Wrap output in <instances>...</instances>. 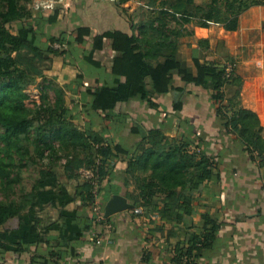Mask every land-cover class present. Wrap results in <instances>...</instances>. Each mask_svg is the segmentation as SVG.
<instances>
[{
	"label": "trees",
	"instance_id": "trees-1",
	"mask_svg": "<svg viewBox=\"0 0 264 264\" xmlns=\"http://www.w3.org/2000/svg\"><path fill=\"white\" fill-rule=\"evenodd\" d=\"M29 1L0 0V191H7L0 200V248L6 250L9 236L22 229L13 242L16 254L33 245L55 243L47 235L53 225L62 224L63 214L52 192L46 190V182L58 178L56 168L60 166V196L79 199L85 206L97 203L96 187L107 175L112 193L119 191L116 179L132 185L126 197L135 208L142 209V217L157 215L171 225V236L180 231L186 235L176 247L173 261L198 264L213 247L219 229L217 218L206 212L195 221L196 198L221 181L216 157L201 145L202 136L187 140L169 136L160 127L134 125L131 132L141 140L132 146L126 138L107 136L106 140L98 131L80 128L68 117L70 106L61 90H57L55 102H39L28 91L30 84L44 76L47 62L54 56L62 55L65 62L75 63L70 46L74 42L85 45L92 33L89 26H79L72 38L55 35L45 40L43 27L57 21L60 9L49 16L35 15ZM139 1L142 3L135 15L139 20L133 22L138 33L115 30L93 38L90 55L108 46L106 55L113 57L112 75L77 74V86L85 87V94L92 98L86 113L108 120L119 104L135 98L158 109L147 87L148 78L159 95L180 93L169 108L178 117L187 113L192 102L197 104L211 96L218 102L221 129L235 135L250 159L264 166V92L258 97L257 110L244 106V79L227 52L219 51L209 61L194 55L196 73L183 67L177 56L180 39L193 34L188 25L207 28L217 23L236 31L241 15L253 6H264V0ZM12 24L21 26L18 34L11 30ZM56 42L61 49L53 46ZM198 43L209 51L208 38ZM175 75L190 87L176 86ZM119 163H126V167H117ZM81 169L93 170L95 176L81 179ZM26 172L29 183H24ZM43 205L47 213L33 215ZM49 214L52 217L47 220ZM110 220L111 216L100 222Z\"/></svg>",
	"mask_w": 264,
	"mask_h": 264
},
{
	"label": "crops",
	"instance_id": "crops-1",
	"mask_svg": "<svg viewBox=\"0 0 264 264\" xmlns=\"http://www.w3.org/2000/svg\"><path fill=\"white\" fill-rule=\"evenodd\" d=\"M51 1H54V9H60V13L56 22L44 25L43 33L47 31L45 35H65L69 39L75 36L74 32L79 26H89L92 33L86 40V48L75 42L70 46L74 49L71 59L76 62L75 65L64 62L63 68L69 67L76 79L80 71L91 76L110 77L113 57L106 55L109 47L93 51L91 56L93 38L97 34L115 30L138 33V27H134L133 22L139 20L135 18L139 0ZM45 12L49 16L54 10ZM263 21L264 6L260 5L251 7L241 15L240 26L236 31L226 30L217 23H212L207 28L190 24L188 28L193 30V34L180 39L178 59L183 67L196 73L194 55H198L202 61L215 59L219 51L233 56L237 48L246 44L252 36L256 38V32L255 43L264 37ZM201 38H208L209 51L200 48L198 42ZM239 74L249 82L245 72L239 70ZM174 84L190 87L178 75H175ZM147 87L151 98L159 104L158 109H152L145 101L135 98L119 104L111 119L87 114L90 117L89 124L103 125L105 136H113L118 140L126 138L130 146L141 140L131 132L136 124L147 128L160 127L169 136L187 140L202 136L201 145L216 157L219 164L221 181L216 188L205 190L195 202L196 222L206 212L217 218L219 223L213 247L198 259V264H264V166L250 159L235 135L221 129L216 112L218 102L211 96L197 104L192 102L187 113L178 117L169 108L173 99L180 97V93L173 91L168 96L159 95L153 91L149 78ZM82 88L85 90V87ZM244 90L246 89L242 90L244 106L257 110L256 100L250 103L247 98L252 93L247 94ZM88 98L86 105L92 100ZM118 114L128 117L121 126L120 120L116 122ZM91 129L99 132V128ZM117 167L125 168L126 163H119ZM114 182L119 190L116 193L111 192L110 176L103 177L102 193L97 195L98 201L93 207L85 206L79 199L71 200L64 195L60 196V201L56 200L63 214V219H60L62 224L53 225L47 235L55 243L40 247L33 245L16 254L13 242L17 241L16 238L24 229L15 231L9 236L8 248H0V264H176L173 261L176 247L186 240V235L180 231L171 236L169 223L154 216L142 217L133 209L111 215L110 222H100L108 218L105 217L108 202L116 197L129 201L126 192L132 190L133 186H126L118 179ZM48 217L47 220L52 216L49 214Z\"/></svg>",
	"mask_w": 264,
	"mask_h": 264
},
{
	"label": "rangeland",
	"instance_id": "rangeland-1",
	"mask_svg": "<svg viewBox=\"0 0 264 264\" xmlns=\"http://www.w3.org/2000/svg\"><path fill=\"white\" fill-rule=\"evenodd\" d=\"M139 6L142 3L139 1ZM28 6L33 9L34 14L37 15L39 13H46V10H54V1H47V0H30L28 2ZM21 28L18 24H12L11 30L13 33L18 34L19 29ZM262 32L261 30H259ZM43 32V30H42ZM47 33L45 31L44 35ZM258 35H260L258 33ZM44 36L45 40L50 39L51 36ZM257 40V32H256V38L251 37L250 40L244 44L241 45L235 53L233 54V58L235 59L238 67V72L243 71L245 72L246 76L249 77V82H246L244 79V84L242 87V90L245 88V93L247 94L251 92V95H248V99L251 102H255L258 104V97L260 93L264 92V37L259 40L258 43H255ZM53 46L55 48L61 49V44L56 42L53 43ZM86 48V45L85 47ZM75 61V59H74ZM64 60L62 55H57L53 57L52 61L47 62V67L44 71V76L37 78L35 81H33L28 91L34 95L39 102H46V103H53L55 102L57 98V90L63 91V96L66 101V104L70 106V111L68 112V117L80 128H99V133L103 134L105 139H109V137L105 136L104 127L102 126H93L89 124V116L86 113V104L88 103V96L85 94V91L82 87L77 86L78 80L76 79L75 73L72 72V70L67 68H63L64 66ZM67 64V62H65ZM73 65H75L74 62H72ZM224 66V65H221ZM75 70V69H73ZM74 73V74H73ZM244 78V77H243ZM42 83L46 84V88H42ZM247 83V84H245ZM233 94V92L231 93ZM86 105V106H85ZM117 119L116 122L120 120V125L124 124V120L127 119V116H122L120 114L116 115ZM35 169V168H34ZM32 168V170H34ZM82 170H79L81 179H92L95 176V173L92 171V178H85L82 174ZM56 171L58 173L57 179H51L50 181L46 182V190L52 192V196L55 197L57 200L60 201V182L62 181V169L60 166H57ZM29 172V171H27ZM27 172L25 173L24 183H29V177H27ZM35 173V172H34ZM98 186L96 187L97 194L102 193V185L103 180H100ZM1 182V180H0ZM99 188V189H98ZM6 192L0 191V200L5 198ZM199 197V196H198ZM197 197V198H198ZM196 198V199H197ZM197 201V200H196ZM44 206V205H43ZM43 212H47V209L44 207L39 208L37 211L33 212V215H39ZM27 213H25V216L27 217ZM153 217V216H152ZM159 220V217L156 215L154 216ZM153 217V218H154Z\"/></svg>",
	"mask_w": 264,
	"mask_h": 264
},
{
	"label": "water",
	"instance_id": "water-1",
	"mask_svg": "<svg viewBox=\"0 0 264 264\" xmlns=\"http://www.w3.org/2000/svg\"><path fill=\"white\" fill-rule=\"evenodd\" d=\"M135 209V205L127 201L123 197H116L114 200L107 203L105 207V217H109L123 210Z\"/></svg>",
	"mask_w": 264,
	"mask_h": 264
},
{
	"label": "built area",
	"instance_id": "built-area-1",
	"mask_svg": "<svg viewBox=\"0 0 264 264\" xmlns=\"http://www.w3.org/2000/svg\"><path fill=\"white\" fill-rule=\"evenodd\" d=\"M228 70H229V71L231 70V66L228 67ZM82 173H83V174H82L83 176L85 175V176H84L85 178H92V176H93V175H92V171L89 170V169H83V170H82ZM134 212H135V213H141V212H142V209H141V208H135V209H134ZM97 242H98V243H101V240H98Z\"/></svg>",
	"mask_w": 264,
	"mask_h": 264
}]
</instances>
